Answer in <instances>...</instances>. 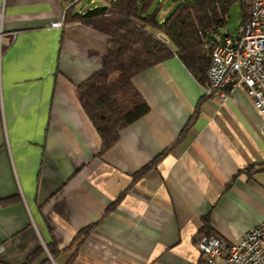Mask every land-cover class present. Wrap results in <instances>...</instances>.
<instances>
[{"label": "crops", "instance_id": "1", "mask_svg": "<svg viewBox=\"0 0 264 264\" xmlns=\"http://www.w3.org/2000/svg\"><path fill=\"white\" fill-rule=\"evenodd\" d=\"M108 1L0 0V264H203L204 226L229 245L264 222L261 117L177 57L133 78L150 111L101 153L76 87L111 42L64 15Z\"/></svg>", "mask_w": 264, "mask_h": 264}, {"label": "trees", "instance_id": "2", "mask_svg": "<svg viewBox=\"0 0 264 264\" xmlns=\"http://www.w3.org/2000/svg\"><path fill=\"white\" fill-rule=\"evenodd\" d=\"M164 1L109 0L107 5L84 14L75 13L71 7L65 12L66 23H80L106 35L111 42L101 69L76 87L78 100L100 137L101 153L114 146L124 128L150 111L132 81L139 73L177 57L203 88L208 86L210 58L205 46L216 42L234 0H170L168 7L173 8L166 16L162 15ZM158 34L168 43L160 41ZM161 158L154 159L139 175ZM91 229L80 231L74 243ZM203 235L215 236L207 226L199 236Z\"/></svg>", "mask_w": 264, "mask_h": 264}, {"label": "built area", "instance_id": "3", "mask_svg": "<svg viewBox=\"0 0 264 264\" xmlns=\"http://www.w3.org/2000/svg\"><path fill=\"white\" fill-rule=\"evenodd\" d=\"M50 27L61 28L62 23ZM157 38L168 43L161 34ZM205 48L210 64L204 96L225 101L229 92L243 88L264 125V0H249L236 34L217 38ZM261 135L264 138L263 131ZM197 246L203 264H264V222L245 232L239 242L226 245L216 236L203 235Z\"/></svg>", "mask_w": 264, "mask_h": 264}, {"label": "rangeland", "instance_id": "4", "mask_svg": "<svg viewBox=\"0 0 264 264\" xmlns=\"http://www.w3.org/2000/svg\"><path fill=\"white\" fill-rule=\"evenodd\" d=\"M170 0H165L164 3V11L162 12V15L164 16L168 15L170 8L168 5L170 4ZM248 4L249 0H234L233 3L230 5L228 14H227V20L224 27H221L219 29V36L218 38H221L225 35H235L236 30L238 26L240 25L241 21L243 20L242 15L247 14L248 11ZM97 5L100 4V0H97Z\"/></svg>", "mask_w": 264, "mask_h": 264}]
</instances>
